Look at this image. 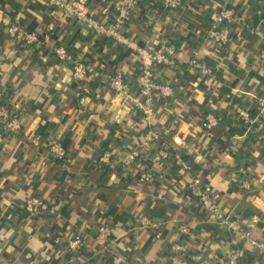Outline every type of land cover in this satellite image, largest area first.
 Instances as JSON below:
<instances>
[{
  "label": "crops",
  "instance_id": "crops-1",
  "mask_svg": "<svg viewBox=\"0 0 264 264\" xmlns=\"http://www.w3.org/2000/svg\"><path fill=\"white\" fill-rule=\"evenodd\" d=\"M81 1L95 19L112 20L113 11L105 13L99 0ZM223 8L234 12L231 41L217 48L215 15ZM0 20V91L21 105L20 132L7 134L0 124V264H224L236 242L185 192L194 176L219 193L225 216H258L261 222L251 236L264 240V109L258 106L264 97V0H189L178 11L158 0H139L123 33L141 47L154 40L174 47V65L156 67L154 78L176 91L171 99L154 96L160 141L149 144L129 169L118 162L142 143L146 126L104 76L121 74L142 99L134 54L36 0L4 2ZM8 22L35 32L39 43L24 47L8 38ZM58 45L67 48L70 61L54 57ZM191 60L207 73L192 67ZM77 63L86 68L83 82L72 78ZM236 106L251 113V125L240 120ZM209 113L218 124L206 133L201 123ZM181 138L186 147L177 146L167 159L158 156L161 143ZM50 140L65 150L64 161L52 158ZM105 153L112 168L98 163ZM145 170L152 175L148 185L138 180ZM29 197L54 211L30 217L23 210ZM141 217L155 229L141 226ZM103 223L111 230L106 250L92 237ZM180 225L191 235L183 236ZM76 234L87 236L76 254L54 242ZM176 243L183 252L173 256L170 247ZM243 246L240 264H264L257 249Z\"/></svg>",
  "mask_w": 264,
  "mask_h": 264
},
{
  "label": "built area",
  "instance_id": "built-area-1",
  "mask_svg": "<svg viewBox=\"0 0 264 264\" xmlns=\"http://www.w3.org/2000/svg\"><path fill=\"white\" fill-rule=\"evenodd\" d=\"M9 1L11 0H0V6L4 2ZM158 1L170 11H178L185 7L189 2V0ZM36 2L42 6L53 8L66 17L80 22L94 37H102L110 40L134 54L139 65L136 80L139 88L138 92L142 99L138 100L136 95L132 94L128 82L123 79L121 74L112 73L104 76L106 85L116 94L120 95L126 103H129L140 112L143 123L146 126V130L142 136V143L130 150V152L118 162V165H120L121 168L129 169L133 162L142 156L149 144L160 141V136L154 128V96L163 99H171L176 89L172 86L163 85L157 82L154 78V70L158 66L171 67L174 65V47L166 44L161 45V42L158 40H154L148 45L141 47L135 40L124 35L123 28L131 20L133 12H135L138 6L139 0H117L113 3H111L110 0H100L99 3L105 13H108L110 9L114 13L110 22L107 20L99 21L95 19L87 12L84 2L81 0H36ZM233 20L234 12L231 9L223 8L215 15V24L218 26V30L213 34V40L217 45V48H221L231 41L229 27L233 23ZM0 22L3 21L0 20ZM4 33L8 38L17 40L24 47H30L39 43L38 36L35 32L23 29L17 24L9 22L7 24L5 23ZM53 55L62 63L70 61V55L67 48L63 45L56 46ZM260 61L264 62V50L260 54ZM189 64L198 69L202 74L207 73V69L197 60H191ZM72 78L77 82H83L85 80L86 68L83 64L77 63L73 65ZM7 96V92L0 91V124L7 134H14L21 130V105L17 101L9 100ZM258 106L260 107V110L264 109V97L258 99ZM235 110L244 124L251 125L253 123L252 115L248 110L238 106L235 107ZM217 124L218 120L216 116L209 113L204 117L201 123V128L206 133H210ZM160 145L158 156L162 159H167L170 156V153L176 150L175 148L177 146L186 147V141L182 138L179 139L178 142L173 139L172 143L165 142ZM48 149L50 155L56 161H64L66 159V152L60 145L59 141L50 140L48 143ZM174 158L185 171H188V166L179 154L174 153ZM98 163L108 166L109 168L114 166L110 154L108 153L103 154L99 158ZM138 180L140 184L148 185L152 181V175L145 170L139 174ZM242 187L248 189L249 185L244 182ZM185 192L195 202L196 207L200 211L207 213V216L212 223L228 233L236 242L233 248L227 253L224 264H240L245 256L244 244H248L257 249L264 258V240L257 241L251 236L252 229L261 222L258 216L254 215L250 218H241L238 220H232L225 216L218 206V201L220 199L219 193L206 185L198 176L189 178L188 182L185 184ZM23 210L24 213L30 217H38L43 212L52 213L54 211L52 207H49L38 197L27 198L24 202ZM139 223L141 226L153 230L156 227V225L151 224L146 217H141ZM153 232L155 239L160 238L158 232ZM179 232L183 236L191 235V230L185 225L179 226ZM92 237L97 248L101 250L108 249L111 244V230L109 225L103 223L95 227L92 231ZM86 241L87 236L83 234H76L63 238L59 236L54 239L55 243L64 244L67 253L71 255L79 252L86 245ZM170 251L173 256H178L183 252V247L181 244L176 243L170 247Z\"/></svg>",
  "mask_w": 264,
  "mask_h": 264
},
{
  "label": "trees",
  "instance_id": "trees-1",
  "mask_svg": "<svg viewBox=\"0 0 264 264\" xmlns=\"http://www.w3.org/2000/svg\"><path fill=\"white\" fill-rule=\"evenodd\" d=\"M99 1H100V0H99ZM137 140H138V142H139V141H141V138L139 137V139H137ZM184 159H185V157H184ZM185 161H188V160H187V159H185Z\"/></svg>",
  "mask_w": 264,
  "mask_h": 264
}]
</instances>
